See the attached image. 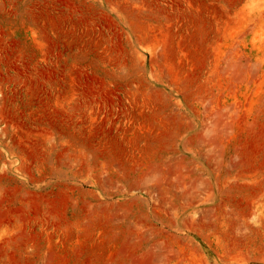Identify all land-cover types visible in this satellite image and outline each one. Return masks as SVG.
Wrapping results in <instances>:
<instances>
[{
    "label": "rangeland",
    "instance_id": "rangeland-1",
    "mask_svg": "<svg viewBox=\"0 0 264 264\" xmlns=\"http://www.w3.org/2000/svg\"><path fill=\"white\" fill-rule=\"evenodd\" d=\"M0 264H264V0H0Z\"/></svg>",
    "mask_w": 264,
    "mask_h": 264
}]
</instances>
